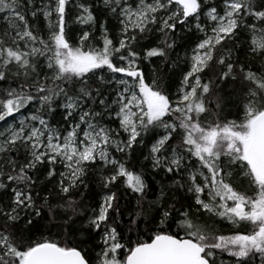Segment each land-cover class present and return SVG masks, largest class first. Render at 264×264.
<instances>
[{"label": "snow or ice", "instance_id": "6c2138e0", "mask_svg": "<svg viewBox=\"0 0 264 264\" xmlns=\"http://www.w3.org/2000/svg\"><path fill=\"white\" fill-rule=\"evenodd\" d=\"M0 264H264V0H0Z\"/></svg>", "mask_w": 264, "mask_h": 264}]
</instances>
